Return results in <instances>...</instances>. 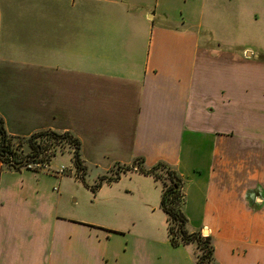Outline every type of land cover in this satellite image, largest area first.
<instances>
[{"label": "crops", "instance_id": "0c3cea01", "mask_svg": "<svg viewBox=\"0 0 264 264\" xmlns=\"http://www.w3.org/2000/svg\"><path fill=\"white\" fill-rule=\"evenodd\" d=\"M80 1L63 17L46 0H0L8 132L18 137L15 119L30 135L78 139L84 180L101 182L96 204L115 187L101 181L116 176L112 163L136 167L145 203L163 188L137 168L168 164L184 182L186 230L212 238L215 262L264 264V0H185L178 11L175 0ZM95 2L112 16L95 17ZM66 179L0 159V264L166 263L110 242L121 228L77 220Z\"/></svg>", "mask_w": 264, "mask_h": 264}, {"label": "rangeland", "instance_id": "374dc122", "mask_svg": "<svg viewBox=\"0 0 264 264\" xmlns=\"http://www.w3.org/2000/svg\"><path fill=\"white\" fill-rule=\"evenodd\" d=\"M72 1L73 0H46V5L44 8L48 11V13H51L54 16L59 15L66 17L67 15H78L81 1L76 0L75 6H73ZM184 1L185 0H175L174 2L176 3L172 5L175 8L174 11H178L182 7L181 5H186ZM178 2L182 4L180 5ZM108 8L110 9V15L112 16L115 8L114 6L105 7L104 3L95 2L93 6V13L95 17L101 18L103 11H107ZM227 10H229V8H227ZM241 10L242 13L238 14H241V17H243L242 14L246 8H241ZM185 12L187 13V10H185ZM95 27H102V24L97 21L95 23ZM136 41L138 42V40ZM140 44L142 45V42ZM261 57H264V55ZM1 65L2 64L0 63V66ZM2 69L3 72L0 70V105L1 103L4 104L2 96L4 94V86L2 83L4 84V79H6L4 68ZM7 78L9 77L7 76ZM9 125L10 130L17 133L16 135L20 137V139L14 141V147L17 150V153L21 157L31 153L28 138L34 134H29V129L27 126L20 128V125H17L15 119L9 120ZM45 140V142H49L54 145L53 147L47 145L49 147V151L45 155V158L47 159L48 157L51 162L54 161V164H52L54 168H61L62 166L67 168V172L65 174V177H67V186L75 195L73 199H79V202L74 204V212L77 220H84L83 222L85 224H95L101 227L107 226L105 227L107 229H112L110 227L121 228L124 231L120 234H112V240L110 242H137V244L144 247L145 253H147V251H149L151 248H154L156 255L160 259L164 260L166 262L165 264H196L197 261L195 260L197 259L195 256H197V258L202 257L203 251L199 248L197 243L183 245L178 248H172L169 245V222L168 215L165 214L166 212L163 210L161 205L162 196L160 198V194L156 191H153V194H150L149 197L150 201H148V203L143 202L142 193L138 191L139 181H136L138 179L134 177L130 178V176L133 175L132 171L134 170L126 172L125 168L128 166L125 167L117 164V162L114 164L111 162V167L116 172V176L109 179L103 178L104 180L101 181H103L102 185L105 188L112 184H114L115 187L113 189H104L100 197L97 198L98 203L96 204L94 203L92 196L93 193L97 191V187L101 182L99 181L98 184H95V177L92 175L88 177V179L84 180V177L81 175V173H79L83 171V169H79L76 163L75 145L70 143L69 140H66L64 141L63 146L60 147L55 146V144H60L56 141H48L47 139ZM67 149L70 153H65ZM63 153L64 155H61ZM70 170H73V174ZM120 175L124 176L123 178L128 176L129 178H125V181L117 185L116 183L121 179ZM159 184L162 187V184ZM99 187H101V185ZM109 193L115 197L109 203H103L101 200L105 199ZM116 198H118V200H115ZM151 203L153 206L156 205L158 207L156 212H154L150 206ZM105 207H109L111 209L106 211L104 209ZM205 234L209 235L208 232H205ZM203 237L208 236L203 235Z\"/></svg>", "mask_w": 264, "mask_h": 264}, {"label": "trees", "instance_id": "16d2710c", "mask_svg": "<svg viewBox=\"0 0 264 264\" xmlns=\"http://www.w3.org/2000/svg\"><path fill=\"white\" fill-rule=\"evenodd\" d=\"M264 60V57H261ZM20 139L8 133L4 119L0 116V159L9 169L21 171L28 162V159H37L42 153L41 146L37 141L39 139H47L48 141H56L57 143L69 140L76 147L75 160L79 169H83L80 161V141L74 138L70 133L59 134L52 131H45L34 134L28 138L31 153L21 157L14 147V141ZM49 158L43 157V161H49ZM142 164V162H139ZM139 165V164H138ZM136 167H127L125 171H132ZM137 170L145 175L152 176L157 182L162 184V208L168 215L170 240L173 247L181 245H189L197 243L202 249L203 255L197 259V264H217L214 260V245L210 236L203 237L202 233L190 234L186 230L187 219L181 207L184 203V182L183 179L168 164L159 163L151 169L139 166ZM106 179V178H104ZM103 179V180H104ZM119 179V177H118ZM116 179V180H118ZM99 188V186L97 187Z\"/></svg>", "mask_w": 264, "mask_h": 264}, {"label": "built area", "instance_id": "2783aa9c", "mask_svg": "<svg viewBox=\"0 0 264 264\" xmlns=\"http://www.w3.org/2000/svg\"><path fill=\"white\" fill-rule=\"evenodd\" d=\"M45 139H39L37 142V144L39 146H41L42 149V153L40 154V157L33 160V159H28L27 165L25 166V168L29 169V170H33L36 172L39 171H46L50 174L56 175V176H63L66 174L67 172V168L65 166H62L61 168H54L51 164V161H43V157H45V155L48 153L49 151V147L48 146H54L53 144L49 143V142H45ZM64 142H61L59 145L55 146H63ZM70 144V143H69ZM48 145V146H47ZM48 158V157H47ZM71 173H73V170H70ZM81 173V175L83 176L84 172L81 171L79 172Z\"/></svg>", "mask_w": 264, "mask_h": 264}, {"label": "water", "instance_id": "95a60500", "mask_svg": "<svg viewBox=\"0 0 264 264\" xmlns=\"http://www.w3.org/2000/svg\"><path fill=\"white\" fill-rule=\"evenodd\" d=\"M249 57H251L252 55L251 54H248Z\"/></svg>", "mask_w": 264, "mask_h": 264}]
</instances>
